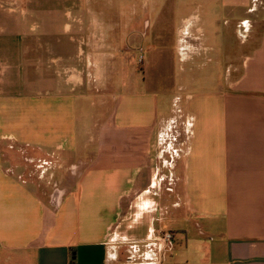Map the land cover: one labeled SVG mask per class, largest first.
Masks as SVG:
<instances>
[{
    "label": "crops",
    "instance_id": "0c3cea01",
    "mask_svg": "<svg viewBox=\"0 0 264 264\" xmlns=\"http://www.w3.org/2000/svg\"><path fill=\"white\" fill-rule=\"evenodd\" d=\"M217 2L174 45L224 78L176 111L168 3L0 0V264H264V2Z\"/></svg>",
    "mask_w": 264,
    "mask_h": 264
},
{
    "label": "rangeland",
    "instance_id": "374dc122",
    "mask_svg": "<svg viewBox=\"0 0 264 264\" xmlns=\"http://www.w3.org/2000/svg\"><path fill=\"white\" fill-rule=\"evenodd\" d=\"M202 0H196V2H193L191 0H163L164 3H168V8L170 11L174 12L172 16L169 18H166L164 20V27L162 29L165 30V38L164 40H160L157 43L158 48H162L168 52V56L171 59V62L175 63V81L176 85L181 84V91H178L173 95L171 94H165L161 93L160 98L161 101L165 102L166 109L170 110L172 107V98L173 100V108L177 111L178 109L183 108L184 98L183 95L186 94H192V95H202L205 94L207 91H214L215 88L218 86V84H214V81H221L224 78L226 67H218L216 69L214 67V62L210 63V61L207 59L204 62L199 61L195 62H187V56H185L184 61H180L178 58V54L175 51V40L177 39V31L179 28H182L185 25V22L183 21L185 18H189L190 16L197 15L201 18L200 26L206 27L204 22L208 19L209 15L211 14L210 11L207 9H214L219 10L221 3L217 1L221 0H211L213 3L208 4L209 1L205 2L204 4H201L202 6L199 8L198 3ZM264 2V0H261ZM215 2V3H214ZM206 7V8H205ZM206 9V11H204ZM224 12H220V15L218 16V20L214 21L215 27L216 23H218V27L223 26V22L225 20V9H223ZM148 21L145 22V27H148ZM213 23V22H212ZM149 28V27H148ZM154 27H152L150 31V36L147 37V41L145 43V46L147 47L149 43H151V39H155L156 36L154 33ZM232 29V27L228 28ZM228 32V30H226ZM208 33V32H207ZM239 39H236L235 37H232L230 34L228 35L227 41L228 42V48L229 52L228 55H230L232 58H235L236 56H239L241 52L248 49V45H242L241 43V36H238ZM215 42H211V44H214ZM232 44V45H231ZM243 48V49H242ZM234 50H237L233 52ZM187 55V51L185 52ZM138 55V54H137ZM139 56V55H138ZM210 57H213L211 54ZM186 61V62H185ZM235 63L238 61H234ZM201 64H207V66H204ZM174 76V71H173ZM142 77V76H141ZM158 77L162 78V81H168V74L166 69H162V74H158ZM210 79V80H209ZM119 80V78H118ZM117 80V81H118ZM128 77L125 78V75L121 74V83L117 84L115 86V95H119L125 91V87L127 86ZM156 82L160 84V80L156 79ZM162 84V82H161ZM151 88H156L152 83L150 85ZM186 88V89H185ZM160 89V88H159ZM183 94V95H182ZM182 96V99H181ZM180 99H178V98ZM174 117H178L177 112L174 114ZM89 117V115H88ZM185 119V115L183 117ZM179 119V117L177 118ZM167 130V128H165ZM166 130L163 133H166ZM182 163H178V169H181ZM34 176V175H33ZM37 177V176H36ZM180 187H183V183L181 182ZM163 234V233H162Z\"/></svg>",
    "mask_w": 264,
    "mask_h": 264
},
{
    "label": "built area",
    "instance_id": "2783aa9c",
    "mask_svg": "<svg viewBox=\"0 0 264 264\" xmlns=\"http://www.w3.org/2000/svg\"><path fill=\"white\" fill-rule=\"evenodd\" d=\"M162 237V240L164 242H171L173 240V236L171 233H164L162 235H160Z\"/></svg>",
    "mask_w": 264,
    "mask_h": 264
}]
</instances>
